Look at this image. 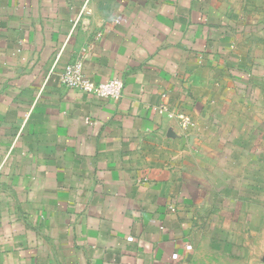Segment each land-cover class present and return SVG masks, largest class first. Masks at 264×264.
<instances>
[{"label": "crops", "instance_id": "crops-1", "mask_svg": "<svg viewBox=\"0 0 264 264\" xmlns=\"http://www.w3.org/2000/svg\"><path fill=\"white\" fill-rule=\"evenodd\" d=\"M0 264H264V0H0Z\"/></svg>", "mask_w": 264, "mask_h": 264}, {"label": "built area", "instance_id": "built-area-1", "mask_svg": "<svg viewBox=\"0 0 264 264\" xmlns=\"http://www.w3.org/2000/svg\"><path fill=\"white\" fill-rule=\"evenodd\" d=\"M61 81L72 90L103 99L118 100L122 97L124 90V83L120 79H112L106 83L90 80L84 74V68L80 62L68 65L61 74Z\"/></svg>", "mask_w": 264, "mask_h": 264}]
</instances>
